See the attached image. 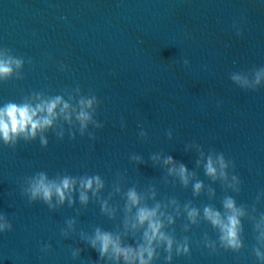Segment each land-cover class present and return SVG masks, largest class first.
Segmentation results:
<instances>
[{"label":"water","instance_id":"1","mask_svg":"<svg viewBox=\"0 0 264 264\" xmlns=\"http://www.w3.org/2000/svg\"><path fill=\"white\" fill-rule=\"evenodd\" d=\"M0 64V112L61 101L0 135V264H125L91 241L145 247L139 208L173 242L149 264H264V0H0ZM41 177L70 196L34 198ZM229 199L237 248L205 214L228 224Z\"/></svg>","mask_w":264,"mask_h":264},{"label":"clouds","instance_id":"2","mask_svg":"<svg viewBox=\"0 0 264 264\" xmlns=\"http://www.w3.org/2000/svg\"><path fill=\"white\" fill-rule=\"evenodd\" d=\"M11 69L4 64H0V74H8ZM61 101L57 100L50 104L45 105L44 107L39 108V112H44L45 110L48 113L49 118L36 119L37 110L31 109L28 106L17 107L16 105H9L3 112H0V135L3 136L4 140L9 141L11 135H19L21 133H27L28 129H31V133L35 136L37 130L44 127L50 126L52 124V117L55 115V110L57 105ZM90 106V103H89ZM67 109V105L64 106ZM79 119L82 122L88 121L90 118L86 113H81ZM169 163H172V158H168ZM220 166L223 169L225 167L224 161L221 158ZM207 174L210 177L215 178L217 175V170L214 167L213 161L208 160L207 163ZM181 178L187 183V169L181 165L180 167ZM223 175V173H221ZM97 186H101L99 178L95 179ZM82 187L92 190L93 180L87 179L83 182ZM196 190L199 191L202 187L201 184H197ZM53 190L55 194L60 198V201L65 200L66 193L71 194L73 190V182L69 179H64L61 185H50L44 177H41L32 187L31 192L32 196L35 198L37 196L43 197L45 201H51L53 196ZM129 201L131 205L139 206V197L135 191H131L128 194ZM82 202L87 201V196L82 192L81 193ZM225 207L230 210L233 215L228 217V224H224L221 220L220 214L214 212L212 209L206 208L205 214L207 218L212 222L213 225L220 227L224 233L223 239L233 248L239 247L238 239V228L239 220L237 216L239 213L235 207L234 202L229 199L225 203ZM196 212L190 211L189 216L195 217ZM157 211L149 210L148 208H139L137 220L141 226L147 223L149 230L145 232L144 238L146 241V246L141 247L138 251L131 247H122L118 238H114L110 233L96 231L95 239L91 241V247L99 251L102 257L108 256L110 253L117 259H123L125 264H136V261H139V264H149V262L154 257V250L152 244L154 241H166L168 245V251L171 252L172 249V240L168 239L162 233V224L156 218ZM97 245L99 247L97 248ZM184 251H187L185 248ZM145 254L148 259H145Z\"/></svg>","mask_w":264,"mask_h":264}]
</instances>
